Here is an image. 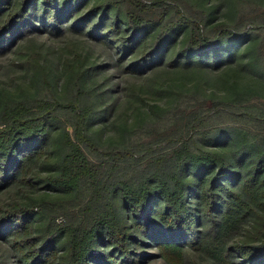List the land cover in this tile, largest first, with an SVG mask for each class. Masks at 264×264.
Masks as SVG:
<instances>
[{"label":"trees","instance_id":"16d2710c","mask_svg":"<svg viewBox=\"0 0 264 264\" xmlns=\"http://www.w3.org/2000/svg\"><path fill=\"white\" fill-rule=\"evenodd\" d=\"M74 1L81 0H61L62 7L57 0H0V37L43 24L55 26L72 12L65 4ZM177 1L186 2L105 0L92 7L98 19L87 20V27L105 30L124 53L141 37L142 69L162 63L164 47L180 26L188 32L167 65L181 61L217 68L231 58L239 40L257 30L251 62L264 73V8L233 0L234 10H249L237 23L243 29L218 24L208 31L203 10L187 15ZM111 6L123 8L132 37H126L116 18L102 25ZM153 26L149 51L145 34ZM38 56L33 53L25 62L34 70L30 83L41 90L19 99L0 90V191L28 182V163L43 157L44 139L62 110L69 114L73 140L64 127L63 151L54 171L43 176L45 187L59 194L45 193L26 204L0 208V240L8 243L9 259L17 264H143L148 239L163 264H202L197 258L217 264H264V108L238 107L258 91L235 81L232 99L206 106L211 95L201 94L199 83H194L169 106L150 104V124L134 120L126 131L128 142L109 145L94 161L83 150L96 151L100 143L90 129L94 102L85 103V58L74 50L65 60L68 97L62 102L44 96L43 86L53 88L52 72ZM36 211L45 220L35 227V237Z\"/></svg>","mask_w":264,"mask_h":264},{"label":"rangeland","instance_id":"374dc122","mask_svg":"<svg viewBox=\"0 0 264 264\" xmlns=\"http://www.w3.org/2000/svg\"><path fill=\"white\" fill-rule=\"evenodd\" d=\"M104 1L81 0L79 3L74 1L71 6L65 4L67 11L72 12L69 16H61L59 24L55 26L43 24L36 28L30 27L28 31H19L14 37L6 34L0 37V90L7 91L15 99L33 94L35 90H41L38 84L30 83L34 70L25 62L27 56L36 53L39 55L37 58L40 62L48 69L50 68L52 73L48 72L53 88L48 89L43 86L44 96L55 97L62 102L68 97L65 85L69 74L67 70L62 71L65 60L73 57L74 50L85 58L84 66L87 69L85 79L89 91L85 103L90 100L94 102L95 112L90 129L96 131L100 142L96 151H89L87 147H83L91 160L101 159L109 145H124L128 142L129 136L126 131L132 127L134 120L138 124L149 125L154 118L148 109L150 104L169 106L179 98H183L186 95L184 90L193 86L194 83H199L201 94L211 95L205 103L206 106H210L213 100L224 103L225 100L232 99L234 96L232 85L237 81L239 86H247V89L260 93L253 99L243 101L238 107L244 109L255 105L264 108V73L251 62L254 55L251 45L259 37L257 30H251L239 40L235 44L231 58L220 61L217 68H201L192 63L186 66L181 61L179 65H167L166 59L177 54L186 38L188 28L180 26L174 30L173 36L164 47L162 63L142 69V65L138 63V60L142 58L140 56L143 48L141 37L135 42L132 51L124 53L123 49L108 37L105 30L93 32L87 27V20L95 23L98 19L97 12H90L92 7L101 6ZM242 1L252 2L264 8V0ZM57 3L62 7L61 0H57ZM170 3H173V0ZM176 5L184 6L187 15L203 10L205 12L204 29L208 31L218 24H223L221 27L227 29L242 30L244 26L237 25L240 22V14L249 12L247 8L243 10L240 8V11L234 10L233 0H186V2L177 1ZM122 9V7L118 9L111 6L102 25L107 26V23L115 22L116 18L126 37H132V30L125 24ZM1 22L2 16H0V31L2 30ZM155 29L156 26H153L150 32L145 34L149 51H151V35ZM248 29L251 28L246 26L245 30ZM221 48L223 51L226 49L223 45ZM90 62L96 63V66L91 67ZM75 64H78V60ZM58 119L42 144L43 157L41 159L34 157L28 163L26 170L28 182L21 181L0 191V208L26 204L31 198L41 197L45 193L59 194L45 187L43 181V176L54 171V161L63 151L64 127L70 139L73 140V128L70 125L68 112L60 111ZM44 220L36 211L32 219L35 237L38 235L35 227L42 224ZM42 242L41 240L40 243ZM145 242L147 250L144 252L142 263L163 264L156 256L153 244L148 239ZM55 245L61 248L60 243ZM102 247L105 251L110 248L106 244ZM9 256L7 241L0 240V264L18 263L14 258L9 259ZM197 260L202 264H217L204 258H197ZM185 264L190 263L187 261Z\"/></svg>","mask_w":264,"mask_h":264}]
</instances>
